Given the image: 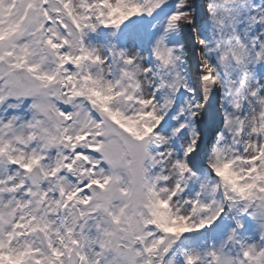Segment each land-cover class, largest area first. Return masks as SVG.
<instances>
[{
    "label": "snow or ice",
    "instance_id": "6c2138e0",
    "mask_svg": "<svg viewBox=\"0 0 264 264\" xmlns=\"http://www.w3.org/2000/svg\"><path fill=\"white\" fill-rule=\"evenodd\" d=\"M0 264H264V0H0Z\"/></svg>",
    "mask_w": 264,
    "mask_h": 264
}]
</instances>
